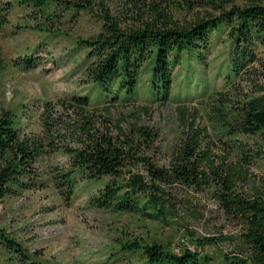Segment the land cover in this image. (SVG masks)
<instances>
[{"label":"trees","instance_id":"obj_1","mask_svg":"<svg viewBox=\"0 0 264 264\" xmlns=\"http://www.w3.org/2000/svg\"><path fill=\"white\" fill-rule=\"evenodd\" d=\"M17 3L30 10L29 14H38L42 22L36 29L47 40L56 45L74 41L82 74L93 91L92 100L89 95L72 98L79 107L106 99L134 101L139 96V77L148 69L151 76L147 94L154 100L169 101L181 77L178 67L194 57L205 70L207 55L222 40L230 46V66L222 76L224 92L234 89L236 82L253 72L252 67L263 63L261 56L264 59V0H125L120 16H112L102 0ZM96 3L100 13L93 9ZM85 17L93 20L95 30L84 38L74 37L71 24ZM220 26L223 32L213 44L211 34H218ZM23 61L25 69L34 67L31 56ZM249 75L253 89L248 95L243 94L235 102L224 98L221 107L212 108L217 122L211 137L226 151L224 158L209 150L212 143L201 146L207 134L193 130L179 141L166 164L159 166L144 155L141 142L126 140L119 145L111 137L96 136L93 126H89L81 133L85 139L66 149L67 163L49 166L48 173L44 157L47 147H55L54 140L26 135L19 116L0 108V204L42 188L46 179L67 198L78 175L89 181L106 178L107 183L90 199L92 206L102 209L114 204L117 211L167 224L173 212L165 205L169 200L165 188L212 187L222 208L246 224L240 250L244 255L234 260L224 255L227 261L223 264H264V192L246 195L237 189V183L245 177L244 166L264 162V83L254 84L251 79L255 74ZM230 156L238 159L233 167L224 170L214 166L215 159L225 162ZM137 245L131 242L123 248L135 249ZM37 254L6 226L0 227V264H54ZM143 254L149 264H213L196 249L183 246L174 252L159 241L146 244Z\"/></svg>","mask_w":264,"mask_h":264},{"label":"rangeland","instance_id":"obj_2","mask_svg":"<svg viewBox=\"0 0 264 264\" xmlns=\"http://www.w3.org/2000/svg\"><path fill=\"white\" fill-rule=\"evenodd\" d=\"M102 1L112 16H120L125 6V0ZM93 9L99 12V4ZM29 12L17 0H0V17L4 16L0 19V108L19 116L26 135L54 140L55 147H47L44 157L48 173L49 166L67 163L66 149L85 139L81 133L89 126H93L96 136L111 137L119 145L126 140L141 142L144 155L159 166L166 164L179 141L193 130L207 134L201 146L212 143L209 150L224 158L226 151L211 137L217 122L212 108L221 107L224 98L235 102L243 94L248 95L253 89L248 81L251 73L255 74L251 79L254 84L264 83L261 56L263 63L252 67L253 72L236 82L234 89L223 91V77L230 66V46L222 40L207 55L205 70L194 57L178 67L181 77L169 101L154 100L147 94L151 76L148 69L139 77V96L134 101L106 99L79 107L73 97L89 95L93 99L92 85L86 81L77 59L79 50L74 49L73 40L58 45L47 40L36 29L42 19ZM71 26L78 38L95 30L88 17ZM221 32L222 26L217 29L218 34H211L213 44H217ZM27 56L34 62L28 70L23 63ZM201 92L205 95L201 96ZM237 162L232 156L225 162L218 158L214 166L225 170ZM244 174L243 181L237 183L239 192H264V162L244 166ZM45 175L43 178H47ZM107 181H89L78 175L71 196L65 198L61 189L46 179L42 188L0 204V227L6 226L29 250L38 253V258L54 264H149L143 247L152 241L168 244L174 252L183 246L196 249L213 264L227 261L224 255L228 260L244 255L240 250L246 224L222 208L215 200L214 188H165L169 198L165 205L170 206L173 217L169 223L161 224L139 214L117 211L114 204L102 209L92 206L90 199ZM131 242L138 243L135 249L123 248V244Z\"/></svg>","mask_w":264,"mask_h":264}]
</instances>
